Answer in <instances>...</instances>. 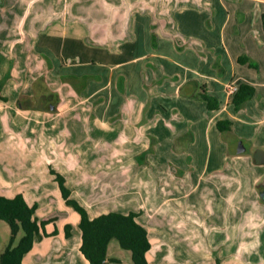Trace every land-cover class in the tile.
I'll use <instances>...</instances> for the list:
<instances>
[{"label": "crops", "instance_id": "crops-1", "mask_svg": "<svg viewBox=\"0 0 264 264\" xmlns=\"http://www.w3.org/2000/svg\"><path fill=\"white\" fill-rule=\"evenodd\" d=\"M0 81V195L46 222L22 264H89L56 174L90 219L138 214L148 264H264V0H0Z\"/></svg>", "mask_w": 264, "mask_h": 264}, {"label": "trees", "instance_id": "trees-1", "mask_svg": "<svg viewBox=\"0 0 264 264\" xmlns=\"http://www.w3.org/2000/svg\"><path fill=\"white\" fill-rule=\"evenodd\" d=\"M239 61H243L240 59ZM3 83L0 81V100ZM254 88L247 84H240L233 95V104L238 110L243 103L254 95ZM208 108L217 109L219 103L207 95L202 94ZM232 122L221 121L218 129L227 133L232 128ZM57 182L66 204L75 210L81 217L79 229L81 231L80 252L89 261V264H107V249L112 240H117L122 249L129 251L133 264H148L146 255L151 249L148 232L137 222L138 214L122 215L109 213L95 219H90L84 206L70 198V191L65 187L64 178L57 175ZM36 206L29 207L22 195L7 198L0 195V220L7 223L11 231L8 246L0 253V264H22L24 256L31 251L35 240L40 236L46 222L38 223L34 215ZM70 227L66 228L69 236ZM22 232V238L16 243L17 236Z\"/></svg>", "mask_w": 264, "mask_h": 264}, {"label": "rangeland", "instance_id": "rangeland-1", "mask_svg": "<svg viewBox=\"0 0 264 264\" xmlns=\"http://www.w3.org/2000/svg\"><path fill=\"white\" fill-rule=\"evenodd\" d=\"M30 116H31V114H29ZM26 132H23L22 134L21 133H18L15 129L13 130L12 129V131H11V133H13V135H11V137H16V138H25V137H27V134L28 135H30V137L31 136H36L37 134H39V131L37 130V129H33V128H30V129H28V130H25ZM40 136V135H39ZM227 138H229V137H227ZM246 149L247 150H249L250 149V145L249 144H246ZM10 148H12V147H10ZM260 156L261 155H259L258 156V154H257V156L255 155V158L256 157H259L260 158ZM4 162V161H3ZM62 162V165L63 166H65L64 164L65 163H67V164H71V165H74L75 164V162L74 161H68V160H66V161H61ZM240 165H242L243 166V168H248V166H249V162L248 161H243V160H241L240 162ZM74 169V168H73ZM251 171H254V172H257V173H259V174H262V173H264V170L262 169V167L261 168H259V169H256V168H252L251 169ZM57 175H59V174H56V179H57ZM61 177H63L62 175H61ZM64 178V177H63ZM13 180V178H9V180ZM64 181H65V178H64ZM64 185H65V187L68 189V187L66 186V182L64 183ZM264 187V182L262 183V184H260V186H259V189H258V191H259V193L261 192V190H262V188ZM69 190V189H68ZM70 191V190H69ZM195 195H199V193H196ZM261 196V195H260ZM73 199V198H72ZM75 200V199H74ZM22 232L21 233H19V235L17 236V239H16V243H18L19 242V240L22 238ZM10 238H11V231H10V228H9V226L7 225V223H5L4 221H1L0 220V253L1 252H3L4 250H5V248L8 246V244H9V241H10ZM114 244L117 246L116 248H117V250H119L120 252H122V254H124L123 256H120L121 258V264H132V257H131V253L129 252V251H126V250H124V249H122L121 247H120V244H119V242L117 241V240H114ZM187 250H188V248H187ZM115 255H116V253H115ZM118 255V254H117ZM218 259V257H214L213 258V264H216V260ZM241 260H243V261H248V258H240ZM250 259V258H249ZM111 264H114V263H111Z\"/></svg>", "mask_w": 264, "mask_h": 264}, {"label": "built area", "instance_id": "built-area-1", "mask_svg": "<svg viewBox=\"0 0 264 264\" xmlns=\"http://www.w3.org/2000/svg\"><path fill=\"white\" fill-rule=\"evenodd\" d=\"M238 88H239L238 82L231 83L227 87V92L230 96H233L238 91Z\"/></svg>", "mask_w": 264, "mask_h": 264}, {"label": "water", "instance_id": "water-1", "mask_svg": "<svg viewBox=\"0 0 264 264\" xmlns=\"http://www.w3.org/2000/svg\"><path fill=\"white\" fill-rule=\"evenodd\" d=\"M231 150L233 151V152H239V151H241L242 150V145H241V143H237V144H234V145H232L231 146ZM261 197H262V195H261Z\"/></svg>", "mask_w": 264, "mask_h": 264}, {"label": "flooded vegetation", "instance_id": "flooded-vegetation-1", "mask_svg": "<svg viewBox=\"0 0 264 264\" xmlns=\"http://www.w3.org/2000/svg\"><path fill=\"white\" fill-rule=\"evenodd\" d=\"M259 195H262V197L260 196L261 198V201L263 202L264 204V187L262 188L261 192L259 193Z\"/></svg>", "mask_w": 264, "mask_h": 264}]
</instances>
